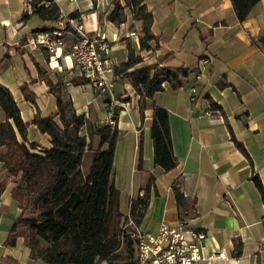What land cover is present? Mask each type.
<instances>
[{
  "label": "crops",
  "instance_id": "1",
  "mask_svg": "<svg viewBox=\"0 0 264 264\" xmlns=\"http://www.w3.org/2000/svg\"><path fill=\"white\" fill-rule=\"evenodd\" d=\"M51 1L59 8L58 17L75 14L82 18L86 31L104 36L118 64L127 61L130 46L142 58L138 67L191 71L180 89L166 85L152 100L144 101L125 79L115 78L116 98L127 104L116 110L118 140L110 177L119 193L120 213L127 218L131 202L148 191L140 229L155 233L162 222L175 225L180 219L171 190L175 184L186 204L194 203L193 215L186 219L188 228L206 235L203 257L209 260L198 264H264V203L252 182L256 176L264 191V0L244 22L238 21L230 0H146V11L152 15L151 33L158 38L148 52L139 48L141 23L133 20L128 8L124 24L106 21L114 0ZM121 4L125 7L123 0ZM41 5L47 4L0 0V85L12 95L22 121L30 123L37 114L46 118L56 112V98L45 81L60 84L62 96L71 100L76 114L84 116L80 135L87 136L105 123L102 98L91 84H82L66 56L24 47L28 33L55 25L33 14ZM72 41L68 35L66 51ZM23 86L35 95L34 103L25 100ZM193 88L198 95L190 101ZM153 105L168 112L177 160L176 168L168 173L153 164ZM4 121L0 108V124ZM231 134L247 156L236 148ZM16 138L22 142L17 132ZM26 140L31 154L42 155L51 147L49 136L34 125L28 126ZM31 144L35 149L29 148ZM0 182L5 184L0 194V264H46L31 258L23 237L7 243L21 211L11 195L14 182L1 163ZM235 245H240L238 257H234Z\"/></svg>",
  "mask_w": 264,
  "mask_h": 264
},
{
  "label": "trees",
  "instance_id": "2",
  "mask_svg": "<svg viewBox=\"0 0 264 264\" xmlns=\"http://www.w3.org/2000/svg\"><path fill=\"white\" fill-rule=\"evenodd\" d=\"M114 0L106 21L120 26L126 22L124 9L128 8L134 21L141 23L139 38L141 51H152V42L158 38L151 33L152 15L146 11V0ZM261 0H230L239 22H244L251 9ZM47 5L36 6L33 14L43 22H55L59 8L51 0H39ZM71 17L76 18L75 14ZM99 18H102L100 15ZM48 30V29H46ZM128 58L119 64L114 77L125 79L141 101L152 100L164 91L162 85L177 90L183 86L191 71L184 68H158L157 65L141 66L142 58L127 47ZM48 92L56 98V112L46 118L38 114L30 123L22 121L17 104L10 92L0 85V108L5 121L0 124V163L12 179V198L21 214L13 223L7 238L12 243L23 237L32 259L46 264H123L134 260V242L124 237L122 226L127 218L119 210V193L110 181L114 149L118 140L116 126L95 127L87 136L80 135L85 125L83 115L76 114L72 102L62 96L60 84L46 80ZM78 85L76 81H73ZM82 84H89L83 80ZM26 101L34 103L35 95L26 87L21 88ZM117 110V109H116ZM150 137L153 144V164L165 173L174 170L177 160L172 152L168 112L153 105ZM117 113H114L116 122ZM12 122V123H11ZM34 125L51 140V147L42 155L31 154L26 147V131ZM15 128V129H14ZM16 130V131H15ZM16 132L22 142H18ZM236 148L247 156L243 146L231 134ZM94 140L96 145L94 147ZM34 144L29 145L35 149ZM89 157L90 166L83 170ZM152 180V178H151ZM264 203V191L259 179L252 177ZM5 187L0 182V194ZM171 190L179 209L180 219L186 221L194 212L186 204L184 195L175 184ZM149 192L145 191L130 204L129 217L140 225L148 207ZM240 255V245H235L234 257Z\"/></svg>",
  "mask_w": 264,
  "mask_h": 264
},
{
  "label": "built area",
  "instance_id": "3",
  "mask_svg": "<svg viewBox=\"0 0 264 264\" xmlns=\"http://www.w3.org/2000/svg\"><path fill=\"white\" fill-rule=\"evenodd\" d=\"M73 38L66 51V37ZM24 47L28 51L42 50L48 55L62 58L66 56L74 67L77 76L92 85L96 95L103 100L106 120L104 125L116 126L114 113L125 109L127 104L116 98L114 71L119 65L111 43L96 31L88 32L82 18L60 15L55 25L42 31H33L24 37ZM66 51V55H64ZM164 88L166 85H162ZM198 90L189 92L193 101ZM187 222L179 219L175 225L160 223L155 233L147 232L129 216L122 226L124 237L134 242L135 258L123 264H198L209 260L203 257L205 233L189 229ZM219 258H223L219 255Z\"/></svg>",
  "mask_w": 264,
  "mask_h": 264
},
{
  "label": "rangeland",
  "instance_id": "4",
  "mask_svg": "<svg viewBox=\"0 0 264 264\" xmlns=\"http://www.w3.org/2000/svg\"><path fill=\"white\" fill-rule=\"evenodd\" d=\"M136 33V32H135ZM94 147H95V145H96V140H94ZM89 166H90V160H89V157L88 156H86V158H85V160H84V163H83V170L84 171H87L88 170V168H89Z\"/></svg>",
  "mask_w": 264,
  "mask_h": 264
}]
</instances>
